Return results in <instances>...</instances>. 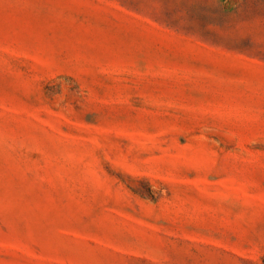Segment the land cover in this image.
<instances>
[{
	"label": "rangeland",
	"instance_id": "1",
	"mask_svg": "<svg viewBox=\"0 0 264 264\" xmlns=\"http://www.w3.org/2000/svg\"><path fill=\"white\" fill-rule=\"evenodd\" d=\"M0 264H264V0H0Z\"/></svg>",
	"mask_w": 264,
	"mask_h": 264
}]
</instances>
